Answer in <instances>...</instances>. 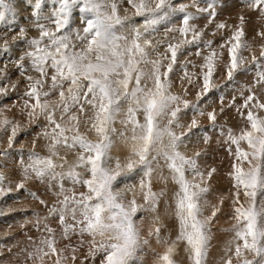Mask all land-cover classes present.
Segmentation results:
<instances>
[{"label":"snow or ice","instance_id":"6c2138e0","mask_svg":"<svg viewBox=\"0 0 264 264\" xmlns=\"http://www.w3.org/2000/svg\"><path fill=\"white\" fill-rule=\"evenodd\" d=\"M243 2L264 17V0ZM126 3L128 7L121 9V0H51L49 5L45 0H31L32 24L38 34L29 39L26 29H19V40L27 46L17 65L26 80L22 112L29 124L45 121L37 138L47 141V154L34 150L35 140L32 151H21L18 162L23 178L15 187L24 189L25 181L35 180L56 197L49 205L30 193L47 210L46 216L37 214L35 220L34 226L42 235L38 241L29 237L32 250H25L31 264H46L52 257V264H65L68 250L75 261L85 237L88 256L95 260L99 255L100 264H141L140 254L149 241L141 238L143 218L138 219L137 214L157 211L169 181L176 186L169 207L177 235L175 239L163 236L159 215L153 217L148 236L163 248L155 254V264H177L174 257L181 244L188 264H207L212 224L224 200L211 205L210 215H205L209 181L216 169L202 170L201 152L190 157L181 149H187L192 137L201 133L203 143L209 142V130L201 128L198 117L206 116L210 130L217 128L218 115L224 113L225 106L221 103L219 113L216 109L205 111L199 101L215 86L214 71L223 50L228 55L229 80L246 62L243 52L250 51V45L244 40V17L219 45L222 51L217 52L211 41H204L203 48L209 51L201 65V90L193 103L185 98L187 89H183L185 95L173 91L172 80L183 48L195 46V54H202L204 33L192 23L198 17L188 8L206 13L208 23H212L218 0H208L204 7L198 0L192 5L179 0ZM42 6L50 9L48 14ZM130 10L142 18L139 26L129 23ZM10 13L14 19L13 5L0 0V22ZM172 16L176 23L168 26ZM162 23L166 25L165 40L169 33L177 34L163 53V40L155 39ZM216 27L222 30L227 25L219 23ZM258 35L264 38V32ZM9 50L5 39L0 51ZM251 63L256 70L255 84L264 86V46L259 58L252 55ZM0 80V94H7L9 82L2 74ZM181 81L182 87L184 81L192 83L187 68ZM16 87L11 85L12 90ZM248 91L241 105L235 104V98L227 105L235 107L244 126L239 131L219 129L232 158L228 175L234 220L227 230L232 237L224 249L223 264H264V102ZM182 113L191 115L187 123H182ZM8 126L11 149L22 125L0 113V129ZM117 145L125 151L123 157L114 155ZM133 174L138 177L134 182ZM6 179L0 173V197L13 190ZM154 179L163 182L165 188L154 191ZM53 220L59 225V233L51 227ZM74 236L79 237L77 246L57 248L60 240Z\"/></svg>","mask_w":264,"mask_h":264},{"label":"rangeland","instance_id":"374dc122","mask_svg":"<svg viewBox=\"0 0 264 264\" xmlns=\"http://www.w3.org/2000/svg\"><path fill=\"white\" fill-rule=\"evenodd\" d=\"M13 5V13L15 14L12 19V14H8V18L4 22H0V48H3L5 39L7 40L9 51L7 53L0 51V74L8 80L7 94H0V113L7 116L13 122H19L22 127L17 134L13 147L8 148L7 140L10 135V126L7 129H0V173L5 175L6 184H10L12 191L0 197V264H31L27 261L26 251L32 250L31 241H38L42 230L37 231L35 220L37 214L40 217L47 215V210L39 203L38 199L33 198L30 193H35L39 199L48 201L49 205L56 202V197L52 191H49L46 185L39 183L35 180L25 181L24 189H16V184L19 183L23 174L19 165V158L21 151L24 154L33 150V141L35 140V151L41 155L47 154V141L40 136L41 125L45 123L43 119L29 124L28 118L22 112L24 99V92L26 90V80L20 76L18 71L19 58L24 55L26 45L19 40L18 32L20 28L26 29L28 38L37 36V31L32 24L30 3L31 0H6ZM51 0H45V5H49ZM180 3L192 5L193 0H179ZM208 0H198L199 6L204 7ZM45 14H48L49 8L42 6ZM126 0H121V9L127 8ZM188 11L195 14L198 19L192 21L198 31H203L204 37L201 42L202 54L197 56L195 53L197 48L195 46L185 47L178 54V62L174 67L172 74L173 91L185 95L183 89H187L185 98L193 103L197 102L196 94L199 92L202 84L201 65L204 63V55L208 54V49L203 48L204 41H211L213 48L220 52L219 48L221 43H224L233 33V31L240 24V17H244V40L250 45V51L245 50L243 56L246 58L244 65L233 75V79L227 78V64L228 55L226 49L223 50V56L216 62L214 71V87L211 92L202 100L199 101L200 106L205 111L216 109L219 113L221 103L225 106L224 113L219 114L217 118L216 130H210L211 124L206 116L198 117L201 123V128L208 131L210 140L207 144L203 143V133L199 137L193 136L189 147L181 149L192 156L196 151L201 152L199 157V164L202 170L216 169L211 181H209L210 192L208 195L209 206L205 208V215H210L211 205L218 204L220 199L223 198L224 203L221 206V211L218 213L215 221L212 224V237L209 253L214 248L220 245H227L232 235L228 229H231L234 220L232 219V182L229 179L230 165L232 158L227 151L228 145L224 143V137L219 134V129L223 127L225 130L228 128L234 131H239L244 126L243 118L237 113L235 107L229 108V105L235 98V104L241 105L243 97L249 95V89L264 102V86L255 84L256 70L255 65L251 63V57L255 54L259 58L261 47L264 46V38L258 35L264 32V17L260 16L258 11L252 10L247 7L243 0H218L216 8V17L212 23H208L206 13H198L195 7H189ZM121 15H125L121 10ZM129 23H134L139 26L143 21L140 17H135L130 10L127 13ZM176 15H180L177 13ZM176 23L175 16L169 18L168 26ZM224 23L227 25L225 29L218 30L216 25ZM79 25V21H76ZM165 24L158 25V32L155 36L156 40H163V45L160 47V52L165 51V46L176 33H169L168 39H164ZM13 37H17L16 40ZM177 39L179 37L177 36ZM175 43V41H172ZM193 64L196 65L193 67ZM192 75V83L187 81L183 82L181 77L184 76V69ZM3 81L0 80V84ZM16 84L15 90H12L11 85ZM222 98V100H221ZM246 111V110H245ZM183 115V114H182ZM182 123H187L191 119V115H183ZM83 131V129H82ZM180 131V130H178ZM192 149V151H191ZM194 151V152H193ZM3 153H7L4 156ZM114 155L123 157L126 153L117 145L113 149ZM133 174V182L137 180ZM153 183V190L159 192L162 186L157 187ZM69 186V185H66ZM123 187V185H121ZM142 202V201H141ZM157 212V211H156ZM155 213L140 212L137 214L138 219L143 218L141 221V238L147 239L149 243L143 246L142 253L140 254L141 264H155L157 252H162L163 248L156 243L152 236L148 235V229L151 225ZM51 227L57 229L59 233V225L56 221H51ZM161 226V221H159ZM162 229V228H161ZM41 233V234H40ZM229 238V239H228ZM85 243L82 247H78L75 253L76 259L72 260V252L68 250L64 255L68 258L65 264H100V256L98 255L95 260L88 256V238L85 237ZM79 237H72L71 240H60L57 248H64L65 245L71 244L77 246ZM219 243V244H218ZM31 249H30V248ZM161 248V250H160ZM215 251V250H214ZM182 253V254H181ZM180 257L186 258V253L181 251ZM71 254V256H70ZM53 259L55 257H52ZM52 259V261H54ZM187 259V258H186ZM48 262L49 264H52ZM212 262V260H211ZM223 264V261L221 262Z\"/></svg>","mask_w":264,"mask_h":264},{"label":"bare ground","instance_id":"6f19581e","mask_svg":"<svg viewBox=\"0 0 264 264\" xmlns=\"http://www.w3.org/2000/svg\"><path fill=\"white\" fill-rule=\"evenodd\" d=\"M183 114V113H182ZM184 115V114H183ZM182 115V116H183ZM179 129H177L178 131ZM122 148V146H120ZM189 147V146H188ZM186 150V149H185ZM183 151V150H182ZM187 151V150H186ZM192 151V149H191ZM188 152V151H187ZM194 152V151H193ZM186 155H188L186 153ZM190 156V155H188ZM192 156V154H191ZM74 157L70 156L69 159H73ZM165 175H167V171L165 170ZM153 183H156L154 184L155 186L157 187H160L162 186V188H165V185L163 182L159 181V180H156L154 179ZM176 186L174 184L171 183V181L168 182L167 186H166V195L161 197V201H160V204L159 206L157 207V212L155 214L156 215H159L160 217V221H161V234L163 236H169L170 239H175L176 235H177V230H176V220H175V217L174 215L172 214L173 212V209L171 207H169L171 204H172V200H171V197H172V193L173 191L175 190ZM152 222V221H151ZM150 222V223H151ZM149 230V229H148ZM41 234V233H40ZM41 236V235H40ZM148 236V235H147ZM232 237V235H230ZM231 237H229L231 239ZM34 238V237H33ZM32 238V239H33ZM228 238V239H229ZM217 243V242H216ZM216 243L214 244V248H212V251L209 253V256H208V260H207V264H221L222 262V257H224V249L227 247V245H220L219 243V246L216 247ZM228 243V242H227ZM32 245V244H31ZM30 248V247H29ZM60 248V246L58 247ZM183 248H184V245L181 244L178 246L177 248V252H176V256L174 257V259H176L177 261V264H188V261L186 258H181L180 256V253L181 251H183ZM31 249V248H30ZM161 250V248H160ZM211 250V249H210ZM215 250V251H214ZM182 254V253H181ZM180 255V256H179ZM71 256V254H70ZM53 258H51L50 260H47L46 261V264H49L48 262H51ZM55 259V258H54ZM53 259V260H54ZM68 259V258H67ZM212 260V262H211Z\"/></svg>","mask_w":264,"mask_h":264}]
</instances>
